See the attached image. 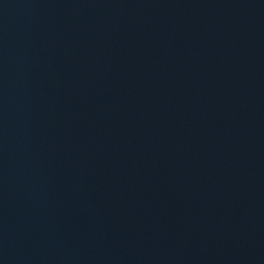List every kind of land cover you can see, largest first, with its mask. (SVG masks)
<instances>
[{"label": "water", "instance_id": "1", "mask_svg": "<svg viewBox=\"0 0 264 264\" xmlns=\"http://www.w3.org/2000/svg\"><path fill=\"white\" fill-rule=\"evenodd\" d=\"M0 264H264V0H0Z\"/></svg>", "mask_w": 264, "mask_h": 264}]
</instances>
